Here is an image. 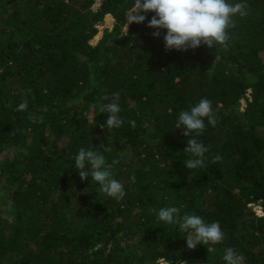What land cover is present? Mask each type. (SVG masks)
Returning <instances> with one entry per match:
<instances>
[{"label":"trees","instance_id":"trees-1","mask_svg":"<svg viewBox=\"0 0 264 264\" xmlns=\"http://www.w3.org/2000/svg\"><path fill=\"white\" fill-rule=\"evenodd\" d=\"M93 2L0 0V154L21 150L0 163L12 208L0 219V264H226L227 248L264 264V0H228L248 15L234 17L227 47L187 52L165 50L166 30L152 35L155 13L127 25L136 0H105L97 12ZM108 15L115 24L93 47ZM113 93L119 128L99 111ZM202 98L217 125L205 118L206 167L188 170L190 137L176 123ZM101 145L112 149H101L107 163L119 161L123 200L78 174V150ZM258 201L262 217L249 207ZM173 206L218 221L224 240L188 249L187 233L157 218Z\"/></svg>","mask_w":264,"mask_h":264},{"label":"clouds","instance_id":"clouds-1","mask_svg":"<svg viewBox=\"0 0 264 264\" xmlns=\"http://www.w3.org/2000/svg\"><path fill=\"white\" fill-rule=\"evenodd\" d=\"M148 12L155 13L148 20L147 26L155 29L152 35L159 38L162 30H166L163 35L165 50H177L187 52L189 49H197L202 45L209 48L221 46L226 48L230 40L229 29L235 26L234 17L237 15L245 17L248 15L244 3L231 4L228 0H136V11L127 17V25L132 23L141 24L147 20L145 15ZM101 99L108 100V96ZM119 93H113L111 102L100 104L99 111L108 113L106 124L109 128H119L124 124V120L119 115ZM18 111L27 110V104L21 103ZM213 127L217 125V117L214 115L212 101L202 98L190 111H181L176 123V129H184L183 135L190 137L187 140L185 154H190L192 158L184 161L188 170L206 167L205 154L209 148L198 139L205 130L204 120ZM28 119L32 123H42L43 119L29 114ZM134 128L135 121H129ZM102 127V126H101ZM103 128V127H102ZM103 152H111L110 147L100 146V149L90 147L80 148L75 157V166L82 181H95L100 190L116 200H123L126 192L124 185L114 178L113 165L119 163L113 160L107 163ZM221 160L219 155L213 158V162ZM157 218L169 225H178L181 232L187 233L186 244L190 250L196 249L200 244L205 246L221 243L225 233L222 231L220 223L214 221L206 223L203 218L196 214L181 216L180 208L165 207L158 211ZM210 252L211 249L207 248ZM223 260L226 264H244L245 257L238 254L233 248L225 249ZM181 264H186L182 261Z\"/></svg>","mask_w":264,"mask_h":264},{"label":"rangeland","instance_id":"rangeland-1","mask_svg":"<svg viewBox=\"0 0 264 264\" xmlns=\"http://www.w3.org/2000/svg\"><path fill=\"white\" fill-rule=\"evenodd\" d=\"M101 10L98 6L92 5V11L97 12ZM135 12V11H134ZM133 13L129 14V17ZM115 24V20L111 16H106L105 19L98 25V34L97 36L90 42V44L94 47L96 46L99 41L102 39L104 36L105 32L107 30H111ZM244 104H242V107L239 109V111H243ZM260 134L264 136V129L259 130ZM21 150L17 146L13 147H8L6 148L1 154H0V163L4 162L5 160L12 159L17 153H20ZM249 207L255 212L257 217H262L263 216V211H261V202H255L249 205ZM12 215V208L6 201V195L2 192H0V219L3 218H10ZM160 264H167L164 262V260L159 261Z\"/></svg>","mask_w":264,"mask_h":264},{"label":"built area","instance_id":"built-area-1","mask_svg":"<svg viewBox=\"0 0 264 264\" xmlns=\"http://www.w3.org/2000/svg\"><path fill=\"white\" fill-rule=\"evenodd\" d=\"M104 1L105 0H94V5L98 6L99 8H101V6H102ZM261 211H262V208H261Z\"/></svg>","mask_w":264,"mask_h":264}]
</instances>
